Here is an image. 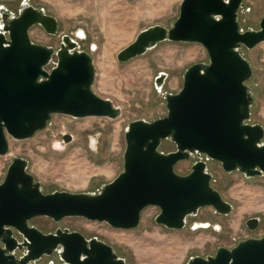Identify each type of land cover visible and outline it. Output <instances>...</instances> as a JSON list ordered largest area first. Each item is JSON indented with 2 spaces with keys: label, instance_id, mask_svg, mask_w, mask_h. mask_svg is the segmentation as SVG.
Instances as JSON below:
<instances>
[{
  "label": "water",
  "instance_id": "water-1",
  "mask_svg": "<svg viewBox=\"0 0 264 264\" xmlns=\"http://www.w3.org/2000/svg\"><path fill=\"white\" fill-rule=\"evenodd\" d=\"M243 6L244 0H182L170 27L151 25L118 52V61L125 63L162 42H188L203 45L209 61L186 70L182 88L166 95L165 116L129 123L123 171L100 191L44 192L28 171V160L13 159L0 183V243L5 247L0 245V264L36 262L55 251L64 264H127L97 237L60 227L46 234L30 226V220L39 216L55 222L81 217L133 229L142 211L156 206L160 209L157 224L183 229L187 217L202 207H212L219 214L232 212L233 205L212 186L206 160L194 162L186 174L178 173L176 165L197 154L219 161L227 172L264 175V126L249 122L254 96L247 81L253 68L240 50L264 42V16L258 29L244 30L239 21ZM1 11L0 155L8 154L9 137L31 138L46 129L55 114L109 119L122 115L120 106L95 92L94 59L79 49L76 39L64 35L58 49L32 41L29 31L34 25L56 34V17L28 2L17 16L4 7ZM166 78L167 73L160 72L157 87L162 88ZM72 139V134H64L65 143ZM165 140L173 142L175 149L161 150ZM206 223L211 226L200 222ZM259 223V217L247 220L250 229ZM12 228L26 238L19 245L26 248V255L17 262L7 254L15 248L10 246L15 242ZM187 264H264V236L244 239L232 248L219 247L214 255L196 256Z\"/></svg>",
  "mask_w": 264,
  "mask_h": 264
},
{
  "label": "rangeland",
  "instance_id": "rangeland-1",
  "mask_svg": "<svg viewBox=\"0 0 264 264\" xmlns=\"http://www.w3.org/2000/svg\"><path fill=\"white\" fill-rule=\"evenodd\" d=\"M181 1L0 0L2 23L1 7L17 16L25 2L56 17L57 33L48 34L40 25H34L29 31L32 41L58 49L64 35L76 39L79 49L89 52L94 59L95 92L122 109V115L115 119L55 114L48 127L31 138L9 137V152L0 155V183L15 157L28 160V171L41 182L44 192L96 193L123 171L125 131L129 123L165 116L166 95L182 88L184 74L191 65L209 61L203 45L171 41L162 42L125 63L117 59L118 52L141 30L155 24L170 27L179 16ZM263 16L264 0H244L239 11L244 30L258 29ZM81 29L86 34L85 39L77 37ZM240 50L253 68L247 81L254 96L249 122L264 126V42L252 49L242 46ZM160 72L167 73L162 88L156 85ZM65 133L72 134V141L64 142ZM160 149L169 152L175 145L165 140ZM201 159L208 164L212 186L233 205L231 213L219 214L212 207H202L196 215L187 217L183 229L157 224L155 217L160 209L156 206L146 207L139 225L133 229L114 228L105 222L81 217L55 222L39 216L32 222L45 230L68 228L87 238L97 237L110 244L127 264H187L196 256L214 255L219 247L232 248L244 239L264 236V175L247 177L239 171L227 172L219 161L197 154L180 161L176 171L186 174L193 163ZM252 217L260 218L255 229L247 226V220ZM195 222H209L211 226L194 229ZM48 259L64 264L56 255Z\"/></svg>",
  "mask_w": 264,
  "mask_h": 264
},
{
  "label": "flooded vegetation",
  "instance_id": "flooded-vegetation-1",
  "mask_svg": "<svg viewBox=\"0 0 264 264\" xmlns=\"http://www.w3.org/2000/svg\"><path fill=\"white\" fill-rule=\"evenodd\" d=\"M94 142H95V140H94V138H92V143L94 144ZM33 219L30 220V223H29L30 226H34V227L39 228L43 233L48 234V233H51V232L53 233V232L56 231V229H54V230H45V229H42V228L38 227L36 224H34L32 222ZM11 231H12L11 237L15 240V242L13 244H10V246H14L15 248L13 250H11V251L8 250L7 254L8 255L12 254L14 256L16 262H17V261L22 260L24 258V256L26 255V252H27L26 248L19 246V245H22L24 243L26 238L21 232H19L18 230L14 229V228H12ZM0 245H1L2 248H5L4 244L0 243ZM53 255H56V256H58V258H60L59 257V253L57 251H55L51 255H43L36 262H29L27 264H51V263L55 264L54 260L48 259L49 257H51ZM22 264H26V262L22 261Z\"/></svg>",
  "mask_w": 264,
  "mask_h": 264
},
{
  "label": "bare ground",
  "instance_id": "bare-ground-1",
  "mask_svg": "<svg viewBox=\"0 0 264 264\" xmlns=\"http://www.w3.org/2000/svg\"><path fill=\"white\" fill-rule=\"evenodd\" d=\"M77 37H79V38H81V39H85V38H86V34H85V32L81 29V30L77 33ZM95 47H96V46L94 45V48H95ZM201 227H205V228H207V227H210V226H209L208 223H206V224H204V225H201L200 222H195V224H194V229H198V228H201ZM216 228L219 229L220 226L217 225Z\"/></svg>",
  "mask_w": 264,
  "mask_h": 264
}]
</instances>
